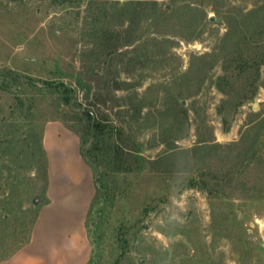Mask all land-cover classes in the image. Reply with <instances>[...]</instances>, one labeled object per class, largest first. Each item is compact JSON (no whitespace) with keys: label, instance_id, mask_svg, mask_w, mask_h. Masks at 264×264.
<instances>
[{"label":"rangeland","instance_id":"1","mask_svg":"<svg viewBox=\"0 0 264 264\" xmlns=\"http://www.w3.org/2000/svg\"><path fill=\"white\" fill-rule=\"evenodd\" d=\"M156 2L0 0V261L57 119L101 181L87 264H264V0Z\"/></svg>","mask_w":264,"mask_h":264},{"label":"crops","instance_id":"2","mask_svg":"<svg viewBox=\"0 0 264 264\" xmlns=\"http://www.w3.org/2000/svg\"><path fill=\"white\" fill-rule=\"evenodd\" d=\"M47 195L30 241L0 264H87L91 243L86 217L96 191L94 173L82 154L79 134L60 120L43 132Z\"/></svg>","mask_w":264,"mask_h":264},{"label":"trees","instance_id":"3","mask_svg":"<svg viewBox=\"0 0 264 264\" xmlns=\"http://www.w3.org/2000/svg\"><path fill=\"white\" fill-rule=\"evenodd\" d=\"M141 1V3L142 4H149V3H151V4H154V5H156L157 4V2H156V0H153V1H151L150 2V0H140ZM58 85H62V86H65L66 85V83L64 82V81H61V82H58ZM65 90L66 91H68L69 89L68 88H65ZM70 91V90H69ZM66 99V98H65ZM89 114H90V112H89ZM95 123V126L96 127H98V128H100V131L101 130H103V127H102V124L100 123V122H94ZM126 148V147H125ZM137 152V149H135V148H133V153L135 154ZM116 153H118V154H120L121 156L123 155L122 153H124V152H122L121 150H117L116 151ZM127 153V155H131L130 153H129V151L128 152H126ZM138 153V152H137ZM82 154L84 155V157H85V159H86V161L88 162V164L90 165V166H93L94 165V160H93V158H90V157H88L83 151H82ZM118 165L119 166H117V171L119 172V171H121L122 170V168L123 167H125V170H129V167H127L126 165H124L123 164V161H121V160H119V163H118ZM124 165V166H123ZM131 167V166H130ZM124 169V168H123ZM101 176V175H100ZM101 181H100V178H98L97 179V181H96V184L97 183H100ZM100 188V187H99ZM98 188V189H99ZM99 191V190H98ZM97 193V192H96ZM31 235H32V232H30V231H28V233L25 235V237H24V243H26V242H29L30 241V239H31ZM23 243V244H24ZM15 252H17V250L16 251H12L11 253H9L5 258H3L2 260H4V259H7V258H10Z\"/></svg>","mask_w":264,"mask_h":264},{"label":"water","instance_id":"4","mask_svg":"<svg viewBox=\"0 0 264 264\" xmlns=\"http://www.w3.org/2000/svg\"><path fill=\"white\" fill-rule=\"evenodd\" d=\"M213 19V18H212ZM183 104H184V102H182ZM34 201L35 202H37L38 201V196H36L35 198H34Z\"/></svg>","mask_w":264,"mask_h":264}]
</instances>
